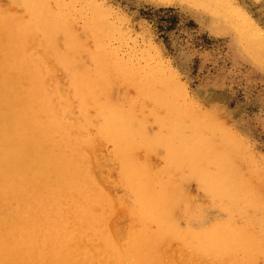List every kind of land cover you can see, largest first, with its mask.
I'll return each instance as SVG.
<instances>
[{
    "label": "bare ground",
    "instance_id": "1",
    "mask_svg": "<svg viewBox=\"0 0 264 264\" xmlns=\"http://www.w3.org/2000/svg\"><path fill=\"white\" fill-rule=\"evenodd\" d=\"M17 1L24 15L0 9V264H264V198L242 168L257 161L236 132L168 67L113 49L97 3ZM239 11L263 65L264 31Z\"/></svg>",
    "mask_w": 264,
    "mask_h": 264
},
{
    "label": "rangeland",
    "instance_id": "2",
    "mask_svg": "<svg viewBox=\"0 0 264 264\" xmlns=\"http://www.w3.org/2000/svg\"><path fill=\"white\" fill-rule=\"evenodd\" d=\"M86 1L90 0H83L80 5L86 6ZM91 1L116 26L110 45L124 59L165 65L184 85L187 98L200 105V112L215 114L221 124L236 132L245 157L257 161V165H251V160L246 159L242 168L253 178L252 190L264 198V181L253 176L259 173L264 178V64L245 51L240 36L230 26L242 22L241 8L264 31V0ZM0 9L25 14L17 0H0ZM88 45L92 47V38ZM152 160L157 166L163 164L156 156ZM118 173L113 167L114 178ZM195 186L191 187L192 195L203 200L205 193ZM201 207L192 211L194 224H198L197 217L203 213ZM121 211L118 229L122 232L130 217Z\"/></svg>",
    "mask_w": 264,
    "mask_h": 264
}]
</instances>
